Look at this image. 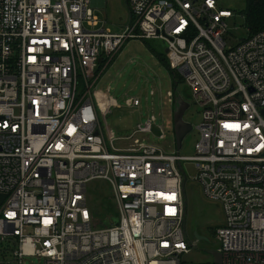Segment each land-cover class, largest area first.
Returning <instances> with one entry per match:
<instances>
[{"label":"built area","instance_id":"2783aa9c","mask_svg":"<svg viewBox=\"0 0 264 264\" xmlns=\"http://www.w3.org/2000/svg\"><path fill=\"white\" fill-rule=\"evenodd\" d=\"M126 2L113 31L91 0H0V264H182L195 243L186 161L221 205L222 264H264V30L231 43L233 12L217 0ZM132 39L164 41L201 107L192 155L138 137L154 135V115L126 136L103 125L117 105L94 89ZM99 181L107 225L90 195Z\"/></svg>","mask_w":264,"mask_h":264},{"label":"rangeland","instance_id":"374dc122","mask_svg":"<svg viewBox=\"0 0 264 264\" xmlns=\"http://www.w3.org/2000/svg\"><path fill=\"white\" fill-rule=\"evenodd\" d=\"M91 1L96 14L102 20L106 19L107 26L113 31H120V27L128 23L130 10L126 0ZM217 3L219 8L233 12L232 18L228 20L231 43L246 38L249 33L245 13L247 1L217 0ZM157 54L167 55V44L164 41L132 39L106 69L94 91L100 93L103 99L111 100L117 105L112 113L102 117L103 125L105 128L109 125L113 137L130 134L139 122L154 115L157 120L153 129L154 135L145 134L138 137L159 145L167 152H173L177 151L173 123L175 103L169 102V93L175 92L190 104L184 118L194 126L201 121V107L194 103L193 92L182 75H175ZM135 97L140 99L141 105L129 106L128 100ZM161 134L164 136L159 137ZM197 138L198 132L193 129L185 137L180 153L192 155ZM122 145L121 141L117 142V146ZM183 168L187 175L184 185L186 229L190 240L195 243L190 252L181 256V263L215 264L209 251L218 247L214 234L222 216L221 205L207 198L194 180L197 172L194 162L186 161ZM96 183L95 187L90 189L95 213L102 219V223L106 221V224H110L113 217L111 214L114 213L110 198L111 189L105 181ZM196 233L207 239H199ZM24 264H44V261L38 257H30Z\"/></svg>","mask_w":264,"mask_h":264},{"label":"water","instance_id":"95a60500","mask_svg":"<svg viewBox=\"0 0 264 264\" xmlns=\"http://www.w3.org/2000/svg\"><path fill=\"white\" fill-rule=\"evenodd\" d=\"M175 109L173 112V123H174V134H175V142L176 149L180 152L183 141L185 137L194 129V125L187 121L184 116L186 110L190 107V104L185 101L180 95L175 94ZM199 239H207L204 236H199L196 233ZM209 254L213 256V260L215 264H222L223 256L217 249H212L209 251Z\"/></svg>","mask_w":264,"mask_h":264},{"label":"trees","instance_id":"16d2710c","mask_svg":"<svg viewBox=\"0 0 264 264\" xmlns=\"http://www.w3.org/2000/svg\"><path fill=\"white\" fill-rule=\"evenodd\" d=\"M246 1H247V5H246L245 13L247 18V27L249 29L248 36H250L254 33L264 30V0H246ZM144 41H148V40H144ZM157 55L159 59L163 61V63L167 65L169 69H171L167 55L164 54H157ZM112 206H113V210L115 211L113 203ZM110 208L111 206H109V209ZM101 220L102 219H100V222H102ZM100 225H102V223Z\"/></svg>","mask_w":264,"mask_h":264},{"label":"crops","instance_id":"0c3cea01","mask_svg":"<svg viewBox=\"0 0 264 264\" xmlns=\"http://www.w3.org/2000/svg\"><path fill=\"white\" fill-rule=\"evenodd\" d=\"M175 93V92H174ZM176 94V93H175ZM221 210H222V208H221ZM224 223V215H223V211H222V216L220 217V219L218 220V224H217V226H219V225H222ZM216 226V227H217Z\"/></svg>","mask_w":264,"mask_h":264},{"label":"flooded vegetation","instance_id":"af4514ba","mask_svg":"<svg viewBox=\"0 0 264 264\" xmlns=\"http://www.w3.org/2000/svg\"><path fill=\"white\" fill-rule=\"evenodd\" d=\"M217 248V247H216ZM211 255V254H210ZM212 256V255H211ZM212 258H213V256H212Z\"/></svg>","mask_w":264,"mask_h":264},{"label":"bare ground","instance_id":"6f19581e","mask_svg":"<svg viewBox=\"0 0 264 264\" xmlns=\"http://www.w3.org/2000/svg\"><path fill=\"white\" fill-rule=\"evenodd\" d=\"M216 241V240H215ZM214 262V261H213Z\"/></svg>","mask_w":264,"mask_h":264}]
</instances>
